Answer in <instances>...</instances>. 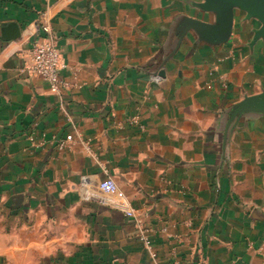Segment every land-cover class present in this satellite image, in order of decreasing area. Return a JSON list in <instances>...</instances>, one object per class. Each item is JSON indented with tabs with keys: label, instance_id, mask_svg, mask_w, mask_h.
Wrapping results in <instances>:
<instances>
[{
	"label": "crops",
	"instance_id": "0c3cea01",
	"mask_svg": "<svg viewBox=\"0 0 264 264\" xmlns=\"http://www.w3.org/2000/svg\"><path fill=\"white\" fill-rule=\"evenodd\" d=\"M239 3L0 0V203L60 227L54 264H264V37ZM43 25L60 95L27 71Z\"/></svg>",
	"mask_w": 264,
	"mask_h": 264
},
{
	"label": "rangeland",
	"instance_id": "374dc122",
	"mask_svg": "<svg viewBox=\"0 0 264 264\" xmlns=\"http://www.w3.org/2000/svg\"><path fill=\"white\" fill-rule=\"evenodd\" d=\"M60 232L38 210L15 213L0 203V264H54L61 257Z\"/></svg>",
	"mask_w": 264,
	"mask_h": 264
},
{
	"label": "built area",
	"instance_id": "2783aa9c",
	"mask_svg": "<svg viewBox=\"0 0 264 264\" xmlns=\"http://www.w3.org/2000/svg\"><path fill=\"white\" fill-rule=\"evenodd\" d=\"M41 31L43 33V38L31 44L27 71L31 75L43 79L49 84L53 93L60 95L62 89L69 87V85L60 77V72L65 65L61 59L57 44V36L50 25L41 26ZM67 146V141H60L58 144L59 149H64ZM99 188L105 196L111 197L108 202L110 206L115 208L121 207L123 197L113 178L108 177L102 181ZM126 214L129 217L133 216L131 211H126ZM146 244L149 245V242L146 241Z\"/></svg>",
	"mask_w": 264,
	"mask_h": 264
},
{
	"label": "water",
	"instance_id": "95a60500",
	"mask_svg": "<svg viewBox=\"0 0 264 264\" xmlns=\"http://www.w3.org/2000/svg\"><path fill=\"white\" fill-rule=\"evenodd\" d=\"M241 8L247 11L248 16L257 19L261 23V29L257 32L256 37H264V0H239ZM228 19H229V32H227L226 37L228 38L233 25V16L231 12V7L228 9ZM3 36L8 40H19L21 38V33L19 27L14 24H7L3 29ZM226 40V39H225ZM163 76V74H161Z\"/></svg>",
	"mask_w": 264,
	"mask_h": 264
}]
</instances>
